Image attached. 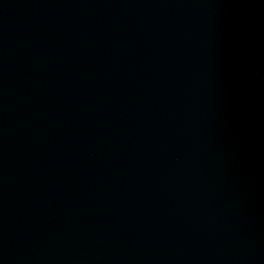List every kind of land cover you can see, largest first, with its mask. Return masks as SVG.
Here are the masks:
<instances>
[{
    "label": "water",
    "instance_id": "obj_1",
    "mask_svg": "<svg viewBox=\"0 0 264 264\" xmlns=\"http://www.w3.org/2000/svg\"><path fill=\"white\" fill-rule=\"evenodd\" d=\"M0 264H264V0H0Z\"/></svg>",
    "mask_w": 264,
    "mask_h": 264
}]
</instances>
